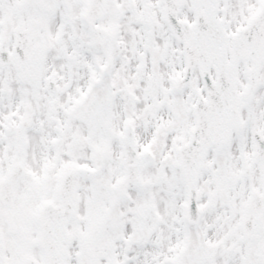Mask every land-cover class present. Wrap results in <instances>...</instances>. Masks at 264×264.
Listing matches in <instances>:
<instances>
[{
	"label": "snow or ice",
	"instance_id": "1",
	"mask_svg": "<svg viewBox=\"0 0 264 264\" xmlns=\"http://www.w3.org/2000/svg\"><path fill=\"white\" fill-rule=\"evenodd\" d=\"M0 264H264V0H0Z\"/></svg>",
	"mask_w": 264,
	"mask_h": 264
}]
</instances>
